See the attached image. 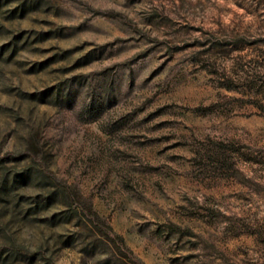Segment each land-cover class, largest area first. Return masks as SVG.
I'll return each instance as SVG.
<instances>
[{
  "label": "rangeland",
  "instance_id": "374dc122",
  "mask_svg": "<svg viewBox=\"0 0 264 264\" xmlns=\"http://www.w3.org/2000/svg\"><path fill=\"white\" fill-rule=\"evenodd\" d=\"M7 9L0 45L24 30L46 39L0 52V175L68 186L144 264H264V0ZM18 192V207L0 201V247L15 240L33 264H106L60 247L72 225L39 219L58 205L26 218L41 187Z\"/></svg>",
  "mask_w": 264,
  "mask_h": 264
},
{
  "label": "trees",
  "instance_id": "16d2710c",
  "mask_svg": "<svg viewBox=\"0 0 264 264\" xmlns=\"http://www.w3.org/2000/svg\"><path fill=\"white\" fill-rule=\"evenodd\" d=\"M41 2L42 0H0V31L5 29V25L1 21L2 6H8L4 17L7 20H14L25 17L27 13L40 6ZM45 39V32L32 30L16 32L11 35L7 42L0 45V52L2 54L11 49V53L8 55V58H11L17 51L25 48L28 41L35 42ZM70 52L71 50L63 51L61 53L62 58L67 57ZM57 55L58 53H55L50 60ZM85 58H88L85 64L92 60L90 55H86ZM53 60H57V58ZM227 88L232 89L231 86ZM32 96L34 95L32 94ZM39 100L48 102L45 96L39 97ZM257 106L263 108V105ZM33 175L31 170L18 172L3 167L0 175V201L6 204L14 202V208L18 207L24 198V195L18 191L22 185L32 182V184L41 187L42 192L38 194L37 201L29 203L25 216L26 218L30 217L31 214L37 216L48 212L54 205H58V210L48 219L41 217L39 219L47 221L51 226L72 225L69 233L59 234L57 241L60 247H77L86 255L105 254L106 264H110V262L112 264H124L126 262L128 264H144L142 260L134 256L130 249L125 247L123 239L114 234L110 226L107 229L104 228L101 219L94 214L92 215L82 203H79L78 197L71 188L56 183L43 171L36 172L37 179ZM25 250L26 248L18 245L15 240L10 241L9 244L6 242L0 247V264H33L34 256L25 253Z\"/></svg>",
  "mask_w": 264,
  "mask_h": 264
}]
</instances>
